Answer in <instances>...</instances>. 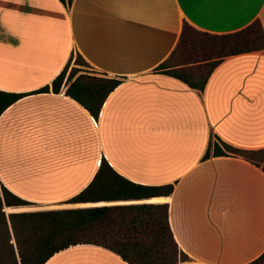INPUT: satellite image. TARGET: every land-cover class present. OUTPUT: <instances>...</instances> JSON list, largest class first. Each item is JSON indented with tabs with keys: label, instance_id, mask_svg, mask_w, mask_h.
Listing matches in <instances>:
<instances>
[{
	"label": "crops",
	"instance_id": "crops-1",
	"mask_svg": "<svg viewBox=\"0 0 264 264\" xmlns=\"http://www.w3.org/2000/svg\"><path fill=\"white\" fill-rule=\"evenodd\" d=\"M255 20L264 31V0H0V90L49 88L1 114L0 185L35 205L70 208L77 204L66 201L89 185L104 158L134 184L172 186L168 196L111 203L166 205L187 257L177 264L255 260L264 252V162L205 154L214 143L264 150V50L225 58L203 90L158 69L184 23L226 35ZM78 55L87 71L74 64ZM72 69L121 82L97 118L65 94ZM45 264L128 263L106 248L78 245Z\"/></svg>",
	"mask_w": 264,
	"mask_h": 264
},
{
	"label": "trees",
	"instance_id": "trees-1",
	"mask_svg": "<svg viewBox=\"0 0 264 264\" xmlns=\"http://www.w3.org/2000/svg\"><path fill=\"white\" fill-rule=\"evenodd\" d=\"M261 50H264V31L259 20L226 35L203 33L184 23L170 58L158 69L192 89L203 90L211 72L225 58ZM192 54L196 56L191 57ZM75 61L87 67L79 55ZM65 71L66 67L52 81L53 92H58ZM77 72L78 69L70 71L65 94L97 118L105 99L121 82L87 74L76 76ZM48 90L44 87L29 94L0 90V116L18 100ZM210 150L209 147L205 158L233 155L256 164L264 162V150H241L224 143L221 147L214 143L212 152ZM262 169L264 171V166ZM171 192L172 186L150 187L127 181L113 172L103 158L89 185L66 203L143 200L168 196ZM31 205L0 185V264H45L55 254L78 245L106 248L128 264H177L187 259L178 251L173 239L166 205H111L6 213L9 207ZM257 261L264 264V252L247 264H257Z\"/></svg>",
	"mask_w": 264,
	"mask_h": 264
},
{
	"label": "rangeland",
	"instance_id": "rangeland-1",
	"mask_svg": "<svg viewBox=\"0 0 264 264\" xmlns=\"http://www.w3.org/2000/svg\"><path fill=\"white\" fill-rule=\"evenodd\" d=\"M196 55H194V54H192V56L191 57H195ZM74 64L76 65V66H78V69H81V70H83V71H87V69H86V66H84V65H81V62L80 61H75L74 60ZM50 194H52L51 192H50ZM113 204H115V203H101V205H95V206H103V205H113ZM117 205V204H116ZM95 206H90V207H95ZM51 207V208H50ZM69 207L70 208H68L67 206H61V207H52V206H50V205H41V204H32L31 206H27L26 208H28L27 209V211H14V212H10L9 211V209L10 208H8V209H6V213L7 214H9V213H18V212H30V211H41V210H58V209H71V208H84V207H75V205H69ZM21 208H25V207H21ZM13 242V241H12Z\"/></svg>",
	"mask_w": 264,
	"mask_h": 264
},
{
	"label": "bare ground",
	"instance_id": "bare-ground-1",
	"mask_svg": "<svg viewBox=\"0 0 264 264\" xmlns=\"http://www.w3.org/2000/svg\"><path fill=\"white\" fill-rule=\"evenodd\" d=\"M120 203V202H119ZM123 203H129V202H123ZM95 206V205H101V203H92V204H77L75 207H85V206ZM28 208H10L9 211L10 212H14V211H27Z\"/></svg>",
	"mask_w": 264,
	"mask_h": 264
},
{
	"label": "snow or ice",
	"instance_id": "snow-or-ice-1",
	"mask_svg": "<svg viewBox=\"0 0 264 264\" xmlns=\"http://www.w3.org/2000/svg\"><path fill=\"white\" fill-rule=\"evenodd\" d=\"M17 2H21V0H17ZM257 264H260V261H257Z\"/></svg>",
	"mask_w": 264,
	"mask_h": 264
}]
</instances>
